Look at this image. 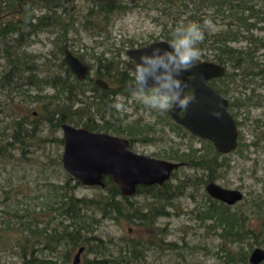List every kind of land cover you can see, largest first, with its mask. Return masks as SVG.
Returning <instances> with one entry per match:
<instances>
[{"label": "trees", "instance_id": "trees-1", "mask_svg": "<svg viewBox=\"0 0 264 264\" xmlns=\"http://www.w3.org/2000/svg\"><path fill=\"white\" fill-rule=\"evenodd\" d=\"M7 1L0 0V15L12 13L19 15V6L25 10L29 4L38 2L39 8H46L50 16L54 15L52 16L54 22L56 20V23H60L62 20L60 15L50 11L53 4L59 5V0H23V4L17 0L16 5L5 9L8 7ZM145 1L150 2L154 7L151 19L160 26L162 40L171 39L172 31L181 22L186 24L194 21L204 27V22L209 20L221 25L215 31L209 27L204 28V40L198 45L201 51L200 58L203 60L213 61L236 70L251 62L252 50L263 48L264 52V43L248 34L252 28L264 31V0ZM260 3L262 7L258 6ZM126 9L128 7L120 1L92 0V4L84 13V23L93 25L92 36H98L101 32H107L109 21L124 13ZM44 18H46L44 14L37 16V22L43 23ZM1 23V37L19 32L17 21L7 19ZM239 39L246 40L249 43L247 47L250 48L242 51L241 48H234L228 44ZM62 49L59 46L60 52L63 51ZM74 56L82 62V56ZM113 58V56L105 57L104 52L94 57L97 66L94 77L104 80L108 84L106 89L94 84L89 73L83 79L75 77L63 59H60L55 70L46 69L51 71L50 74L43 75L39 80L42 85L49 86L53 93L47 97L46 102H40L39 110L26 109L22 113L14 112L7 123L0 126V159H12L16 153L26 160L33 154L32 149L43 148L42 146L47 142L54 143L56 146L53 155L48 156L51 164L61 166L59 158L62 138L54 136L60 129V123L82 126L92 131L109 129L112 125L105 119L101 120V123L93 122L95 115L102 118L105 112L112 114L113 97L119 94L116 89L119 87V89L130 90L128 84L134 82L131 70L125 65L121 69ZM14 65L10 64L9 70H3L0 73V79L6 80L11 76L20 77V69ZM231 72L237 75L234 71ZM241 73L247 74L248 71H241ZM233 75L230 76L228 73L224 76L233 80ZM28 83L36 84L32 79H29ZM113 86L116 88L114 89ZM85 90L89 91L90 96H83ZM74 104L77 106L72 109ZM166 125L171 130L175 128L186 134L171 120ZM146 127L143 131L136 129L131 133L136 135L142 133L146 136L153 126L146 124ZM44 129L48 135L44 134ZM197 152L199 151L191 150L190 147L187 148V152L173 150L171 146L164 149L162 151L164 159L175 160L182 165L186 163L200 173L194 174L184 182L171 184L169 179L179 166L172 171L169 179L162 185L137 186L135 193L130 196H121L116 184L107 176L103 177L102 187L95 186L98 189L92 195L77 196L74 190L81 184L64 171L65 180L62 182L56 184L46 182L51 188V193L50 202L43 204V209L47 211L48 216L41 222V228L37 229L36 221L29 223L26 221L27 224L24 225L17 221V225L25 228V232L16 235L12 243H7L6 230L8 228L17 230V228L9 226L8 221L1 222L3 228L0 226V252L13 251L19 258V264H58L57 257L52 259L48 256H39L38 251L40 253L46 251L47 255L56 254L57 249L63 247L65 259L71 251L82 247L83 254L92 256L82 259L77 264H139L144 261L146 250L151 247L160 248L161 238L147 231L142 240L122 239L115 242L110 237L101 239L93 234L100 220L102 218L116 219L122 216L129 223L150 228L158 216L168 215L166 207L170 205L172 199L184 195L185 190L188 191L189 197L193 198L200 188L201 195L193 199L194 205L190 212L194 214L198 227L213 233L217 238L213 254L219 264H250L248 254L251 249L264 247V204L259 201V198H254L247 210L248 213L250 212L249 216L241 209H231V206L210 198L202 188L204 189L207 182L218 179L219 172L228 164L224 160L218 161L219 155L215 154V157H211L210 154H197ZM139 195L144 197L146 202H141L144 204L133 200ZM38 237L40 240H37ZM181 239L182 243L179 246L174 242H168L166 248L169 250L175 247L176 254L185 261L184 248L187 246L195 248V245L189 244L184 238Z\"/></svg>", "mask_w": 264, "mask_h": 264}, {"label": "rangeland", "instance_id": "rangeland-1", "mask_svg": "<svg viewBox=\"0 0 264 264\" xmlns=\"http://www.w3.org/2000/svg\"><path fill=\"white\" fill-rule=\"evenodd\" d=\"M9 1L11 0L7 1L8 7L5 9L17 4V0ZM116 1H120L128 9L113 17L108 23L107 32H101L102 34L99 33L98 36H92L94 34L93 25L84 23V13L92 4V0H59V5L53 4L50 11L60 15L62 19L60 23H56V20L54 22L52 17L54 15L50 16L46 8H39L38 2L29 4L25 10L19 6V15L13 13L0 15V23L10 19L13 22L17 21L20 28L19 32L0 36V73L3 70H9L10 64H15L14 66L19 67L21 74L18 78L11 76L6 79L7 81L0 79L1 127L13 116L12 113H22L26 109L39 110L40 102L48 100L47 97L53 91L49 86L42 85L39 78L50 74V70L57 68L60 59L63 58V51H59V46L66 48L74 55L82 56V62L89 67V76L92 81L96 78L94 70L97 68L94 57L99 53L104 52L105 57L113 56L122 69L130 62L124 53L126 49L140 47L162 39L160 26L151 19L154 7L150 2L145 0ZM258 6L262 7V3ZM41 14H44L46 18L40 24L37 22V16ZM220 26L217 22H211L209 28L215 31ZM248 34L257 37L264 43V31L252 28ZM228 44L234 48H241L242 51L250 48L247 47L249 43L242 39ZM251 53V62L246 63L244 68L232 70L228 66L229 68L225 71L230 73V76L232 75L231 71L237 74L233 79L234 89L229 93L232 97H237L233 101L237 100L236 110L239 120L246 115L243 108L240 107L244 94L241 85L246 80H250L249 85L259 94H264L263 48L252 50ZM241 71H248V73L243 74ZM29 79L34 80L36 84L28 83ZM113 88L116 87L113 86ZM116 91L119 94L114 95L113 103L115 105L118 102L117 98H121L125 110H118L114 106L113 113L105 112L103 117L110 119L108 123L112 125L109 128L111 133L131 139L133 151L163 158L162 151L171 146L173 150L179 152H187V148L190 147L191 150L199 151L197 154L207 153L211 157H215V154L219 155L218 161L224 160L228 165L221 169L218 179H215L214 182L226 188H236L243 193V198L230 208L241 209L250 216V212L248 213L247 210L254 198H259V201L264 204V141L261 140L262 137L259 134L261 128H254L250 121L253 116L258 118L263 116L264 113L260 108H251L250 120L242 121L238 127L236 149L227 155H220L206 141L183 134L175 128H173L174 130L169 129L166 125L171 120L168 110L165 111V114V112L152 110L138 103L131 95L132 89L124 90L118 87ZM83 96H90L89 91L85 90ZM76 106L74 104L72 109ZM95 119L98 120V115H95ZM78 122L80 123V121ZM146 124L153 126L146 136L142 133L139 135L131 133L136 129L145 130ZM45 132L44 129V134L48 135V132ZM54 136L61 137L60 129L55 132ZM251 142L255 144L250 145ZM42 147L32 149L33 154L29 155L26 160L16 153L12 159H0V226L3 228L1 222L8 221L10 222L9 226L17 228V230L12 228L6 230L7 243H12V239L16 235L25 232V228H20L17 221L23 225L36 221L37 229L41 228V222L45 221L48 216L47 211L43 209V204L50 202L51 193V188L46 182L56 184L65 180L62 167L52 165L48 158L53 155L55 144L46 142ZM199 173L200 171H195L194 168L184 163L175 171L169 181L171 184L181 183ZM97 189L95 186L79 185L75 188L74 193L77 196H90ZM202 190L204 189L202 188ZM184 193L170 201V205L166 207L168 215L158 216L150 228L136 226L135 223H129L122 216H118L116 219L102 218L93 234L101 239L110 237L115 242L122 239L142 240L147 231L151 235L160 237V248L151 247L146 250L144 261L139 264H219L213 254L217 238L213 233L198 227L194 214L190 212L194 205L193 199H197L201 195V190L198 188L193 198L189 197L188 191L185 190ZM133 200L140 204H144L141 203L142 201L146 202L141 195L135 196ZM181 238H184L189 244L195 245V248H190V246L184 248L185 261L176 254L175 247L169 250L166 248L168 242H174L179 246L182 243ZM37 240L40 238L38 237ZM63 249V247L57 249L56 254L47 255L46 251L42 253L38 251V254L39 256L52 257V259L57 257L58 264H71L77 249L71 251L65 259ZM3 252H0V254L2 253L0 264H19L16 253L11 250ZM82 254V252L79 253L78 262L92 256L91 254Z\"/></svg>", "mask_w": 264, "mask_h": 264}, {"label": "water", "instance_id": "water-1", "mask_svg": "<svg viewBox=\"0 0 264 264\" xmlns=\"http://www.w3.org/2000/svg\"><path fill=\"white\" fill-rule=\"evenodd\" d=\"M166 40L152 41L140 47L125 50L130 60L127 67L131 70L142 51H150L153 47H167ZM63 61L72 74L83 79L89 73L87 64L81 62L66 48H63ZM222 65L199 59L195 66L183 73L188 80L195 101L179 116L180 109L173 105L169 109V117L176 124L184 127L189 133L209 141L217 153L225 154L237 146L236 126L232 117L226 112V99L220 96L206 81L224 74ZM195 75V79H189ZM100 88H108V84L100 79H93ZM186 88V89H187ZM62 138L60 165L62 169L75 178L83 186L102 187L103 177L107 176L116 184L121 196L135 193L137 186L162 185L169 179L173 170L182 165L181 162L155 158L133 152L125 138L101 132H91L82 127L67 123L59 125ZM264 135V133H263ZM205 193L212 199L228 206L242 198V192L234 188L222 187L214 181L204 185ZM79 247L72 264L78 263ZM250 264L264 263V247H253L248 254Z\"/></svg>", "mask_w": 264, "mask_h": 264}, {"label": "clouds", "instance_id": "clouds-1", "mask_svg": "<svg viewBox=\"0 0 264 264\" xmlns=\"http://www.w3.org/2000/svg\"><path fill=\"white\" fill-rule=\"evenodd\" d=\"M210 25L209 20L204 22V27L194 21L181 22L172 31L167 47H153L140 53L131 73L134 83L130 88L135 101L159 112H165L173 105L187 110L196 98L185 94L189 82L182 78L183 73L199 60L198 45L204 40V28ZM189 79H195V75ZM117 101L114 106L125 110L121 98Z\"/></svg>", "mask_w": 264, "mask_h": 264}, {"label": "flooded vegetation", "instance_id": "flooded-vegetation-1", "mask_svg": "<svg viewBox=\"0 0 264 264\" xmlns=\"http://www.w3.org/2000/svg\"><path fill=\"white\" fill-rule=\"evenodd\" d=\"M19 2H22L20 4H23V1L22 0H19ZM19 5V4H18ZM215 63V62H214ZM218 64V63H217ZM221 65V64H219ZM223 66V65H222ZM225 68V71L227 68H229L228 66H223ZM224 71V74L222 76H219V77H213V78H210L206 81V84L207 85H210L220 96H222L223 98L226 99V106H225V109H226V112L232 117V119L234 120V123H235V126H236V130L237 132L238 131V127L240 126V124L242 123V121H249L250 120V116H249V112L251 110V108H260L262 110V112L264 113V94L261 95L259 94L258 92H256L254 90V88L249 85L251 83L250 80H246V82H244V84L241 85L242 89L244 90V94L242 95L243 99H242V102H240V107L243 108V110L245 111L246 115L243 116L242 119H238L237 118V114H238V111L236 110L237 106V100L233 101L234 99H237V97H232L231 94L229 92H232L233 89H234V83H233V80L230 79V78H225L226 76H224L227 72ZM228 74V73H227ZM233 75V74H232ZM234 76V75H233ZM134 83V82H133ZM133 83L131 84H128V86L130 87V85H132ZM104 89V88H103ZM191 88H187L185 89V94H189L191 92ZM177 114L179 116H181L183 114V109H179L177 111ZM168 115H169V110H168ZM107 120L109 121L110 119H106L104 117L102 118H98L97 119H94L93 122H98V123H101L102 121L101 120ZM252 121V126L255 128V127H259L261 128L259 134L261 135L262 137V141H264V114L261 118H258V117H251V120ZM71 125V124H70ZM179 125V124H178ZM73 126V125H72ZM185 132H186V135H189V136H192L193 138L195 139H198V140H203V141H207L205 139H201L191 133H189L184 127H182L181 125H179ZM75 127H82V126H75ZM84 128V127H82ZM86 129V128H85ZM88 130V129H87ZM88 131H91V132H101V133H106V134H109V135H114V136H118L114 133H111L109 131V129L105 130V129H100V130H88ZM118 137H121V138H125L127 141H128V145H129V148L131 149V139L129 138H126V137H123V136H118ZM237 138H238V135H237ZM207 144L209 143L212 148L215 150V148L213 147V145L207 141L206 142ZM255 143L254 142H251L250 145H254ZM237 145H238V139H237ZM237 147V146H236ZM236 149V148H235ZM234 149V150H235ZM132 150V149H131ZM133 151V150H132ZM233 151V150H232ZM230 151V152H232ZM135 152V151H133ZM216 152V150H215ZM228 152V153H230ZM138 153V152H136ZM217 153V152H216ZM228 153H225V154H221V153H218L220 155H227ZM156 158V157H155ZM160 159H163V158H160ZM167 160V159H166ZM223 187V186H222ZM236 189V188H234ZM242 198H243V193H242ZM241 198V199H242ZM239 202V201H238ZM237 203V202H236ZM234 205V204H233ZM232 206V205H231Z\"/></svg>", "mask_w": 264, "mask_h": 264}]
</instances>
